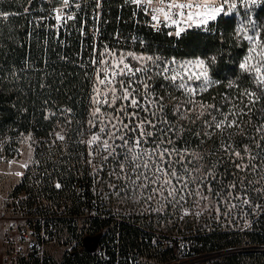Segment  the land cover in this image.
Instances as JSON below:
<instances>
[{
	"label": "rangeland",
	"instance_id": "rangeland-1",
	"mask_svg": "<svg viewBox=\"0 0 264 264\" xmlns=\"http://www.w3.org/2000/svg\"><path fill=\"white\" fill-rule=\"evenodd\" d=\"M200 1L223 4L226 17L236 20L237 34L249 45L241 68L253 82L251 97L256 98L264 90V45L260 40L264 20L261 24L257 20L264 0ZM168 36L174 38V34ZM93 83L89 127L79 131V142L74 143L87 148V164L95 177L91 191L102 201L104 211L117 224L134 217L156 241L164 235L176 237L182 241L180 256L185 264L220 263L229 256H237L239 264L257 263L253 254L261 249L250 245L247 235L264 214V205L246 195L242 175L252 161L263 160L262 153L248 145H253L264 124L260 126L256 119L248 118L243 124L230 119V127L246 138L228 149L221 146L222 124L229 121L230 114L204 103L202 95L215 81L202 60L177 61L151 53L109 55ZM69 133L58 128L52 136L55 143H69L62 146L65 155L73 139ZM187 133L194 137L182 141ZM37 148L32 135H23L11 151L12 157L0 160V250L6 249L2 243L6 224L12 221L21 226L27 215L23 196L13 198L11 194L25 171L33 167ZM38 153L42 158L50 154L47 150ZM228 159L236 169L231 177L239 182L237 188L218 176L217 166ZM80 222L77 225L82 231ZM186 229L195 232L187 236ZM215 231L232 235L229 240L238 245L222 252L192 248L193 240ZM61 233L58 245L45 247V253L57 260L62 259L61 243L68 233L63 224Z\"/></svg>",
	"mask_w": 264,
	"mask_h": 264
},
{
	"label": "trees",
	"instance_id": "trees-1",
	"mask_svg": "<svg viewBox=\"0 0 264 264\" xmlns=\"http://www.w3.org/2000/svg\"><path fill=\"white\" fill-rule=\"evenodd\" d=\"M49 8L50 5L40 0H0V160L12 157L11 151L23 135H32L37 140L38 152H50L43 158L37 152L33 167L25 171L24 178L11 196H23L27 216L37 214L53 219L60 229L62 224L66 226L68 235L95 236L106 228L115 232L119 227V251L126 261L133 255L135 264H143L139 261L141 258L161 263L168 257L167 254L158 253L151 247L150 236L141 230L117 224L104 212V219L85 220L82 204L70 189L75 180L84 179L89 196L94 197L91 187L95 177L87 164V148L74 142H79L76 138L79 131H87L89 127L90 95L96 72L80 65V59L89 52L87 49L83 51V38L78 29L73 30L71 36L60 33L57 39L56 33L51 30L52 24L42 20L49 13ZM113 15L115 18L117 13ZM257 20L260 24L264 20V7L259 11ZM236 26L234 18L225 17L209 34L192 32L175 39L152 31L142 33L149 43L142 53L177 61L206 62L215 84L202 95L203 101L230 114L229 121L222 124L225 131L221 146L225 149L246 138L230 127V119L241 124L246 123L248 118L256 119L261 121L260 126L264 124V90L261 89L256 98L251 97L253 82L241 68L249 45L239 37ZM112 29H115L114 25ZM260 40L264 45V29ZM87 42L89 44V40ZM58 128L69 130V136H73L68 155L62 147L68 142H53L52 136ZM261 128V134L256 133L253 145L248 146L262 153L263 160L248 164L242 177H246L243 182L246 195L260 199L264 205V127ZM192 137V133H187L182 141H189ZM50 145L53 146L49 148ZM218 167L219 179L229 181L232 188H237L239 182L231 177L236 171L231 160L222 162ZM80 221L83 222L82 231L77 225ZM252 228L253 233L247 235L249 244L258 246L261 251L253 254L258 257L257 263L250 264H264V214ZM194 232L184 231L187 236H192ZM231 236L215 231L196 240L201 247L192 248L222 252L238 245V241L229 240ZM249 252L251 250L248 249ZM220 260L222 262L214 264H239L237 256ZM60 264L95 263L94 257L83 249Z\"/></svg>",
	"mask_w": 264,
	"mask_h": 264
},
{
	"label": "built area",
	"instance_id": "built-area-1",
	"mask_svg": "<svg viewBox=\"0 0 264 264\" xmlns=\"http://www.w3.org/2000/svg\"><path fill=\"white\" fill-rule=\"evenodd\" d=\"M50 5L49 13L42 18L51 23V30L59 39L60 33L71 36L73 30L81 32L83 51L89 55L80 59L82 68L95 72L101 70L109 55L120 53H142L147 50L148 41L142 34L152 31L156 34H174L180 39L186 33L209 34L217 23L226 17L224 5L200 0H40ZM65 5L66 7H64ZM113 13H117L115 16ZM114 25L115 29H112ZM89 40V44L87 42ZM86 183L75 180L71 191L82 204L84 219L93 221L104 219L101 203L89 196ZM108 217L111 214L108 213ZM83 217V215H82ZM21 226L10 221L6 224L2 243L5 250L0 257L1 264H60L65 258L77 255L85 249L84 241L92 236H75L66 234L61 247L62 259L57 260L45 253V247L58 245L61 229L53 219H46L37 214L23 218ZM83 220V218H82ZM121 224V223H119ZM129 226L146 231L132 217ZM96 251L91 254L95 264H135L133 255L126 257L120 254V230L114 232L106 228ZM151 247L158 253L167 254L165 261L155 264H185L180 249L182 241L171 235H164L161 241L152 236ZM192 246L201 247L193 240ZM88 252V251H87ZM152 263V259L141 258L139 261ZM149 262V263H148ZM143 263V264H144ZM202 264H206L203 263Z\"/></svg>",
	"mask_w": 264,
	"mask_h": 264
},
{
	"label": "water",
	"instance_id": "water-1",
	"mask_svg": "<svg viewBox=\"0 0 264 264\" xmlns=\"http://www.w3.org/2000/svg\"><path fill=\"white\" fill-rule=\"evenodd\" d=\"M100 240L101 238L95 240V238L89 237L84 241V246L87 249L88 253L93 254L96 251Z\"/></svg>",
	"mask_w": 264,
	"mask_h": 264
},
{
	"label": "crops",
	"instance_id": "crops-1",
	"mask_svg": "<svg viewBox=\"0 0 264 264\" xmlns=\"http://www.w3.org/2000/svg\"><path fill=\"white\" fill-rule=\"evenodd\" d=\"M248 2H259L260 0H247ZM25 168H26V166H25ZM19 180H21V177H19ZM4 252V250L3 249H1L0 250V256L2 255V253Z\"/></svg>",
	"mask_w": 264,
	"mask_h": 264
}]
</instances>
